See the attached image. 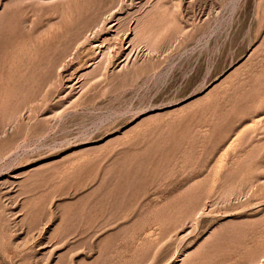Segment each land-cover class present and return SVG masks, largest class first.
I'll return each mask as SVG.
<instances>
[{"label":"rangeland","instance_id":"rangeland-1","mask_svg":"<svg viewBox=\"0 0 264 264\" xmlns=\"http://www.w3.org/2000/svg\"><path fill=\"white\" fill-rule=\"evenodd\" d=\"M0 264H264V0H0Z\"/></svg>","mask_w":264,"mask_h":264},{"label":"bare ground","instance_id":"bare-ground-1","mask_svg":"<svg viewBox=\"0 0 264 264\" xmlns=\"http://www.w3.org/2000/svg\"><path fill=\"white\" fill-rule=\"evenodd\" d=\"M116 2V1H115ZM113 4V3H112ZM99 6H100V4H99ZM101 7V6H100ZM110 7V6H109ZM102 8V7H101ZM114 9H116L115 8V6L114 7H111V8H109V9H105V11H102L100 14H95V16L96 15H98V16H96L95 17V19H94V17H93V21L91 20L90 22H88L86 25V27L85 28H83L84 29V31L81 33V35L79 36H76V37H74L75 39H73L72 41H73V44H72V42H71V44H69V45H73V47H71V48H75V45H77V44H79V42L81 43V39H83L87 34H89V32H94V33H97V32H104L105 30H107V26L110 24L111 26H110V28H116L115 29V32H114V38L117 40V39H119V38H122L123 36H126V38H128V35L126 34L127 33V29L128 28H123L122 26H124L123 25V23H124V18L123 17H118L116 14H113L114 12ZM68 13V12H67ZM65 14V13H64ZM75 14V13H74ZM72 15V14H71ZM149 15V14H148ZM82 17H83V15H81ZM80 16V17H81ZM127 16V15H126ZM66 17V16H65ZM79 17V16H78ZM150 17V16H149ZM114 18L116 19V21L114 22ZM147 18V17H146ZM76 20H77V18H75ZM79 19V18H78ZM140 19V18H139ZM144 19V18H143ZM68 20V19H67ZM73 20V19H72ZM145 21H146V19H144ZM80 21H81V19H80ZM143 20H142V18H141V20H137V24H136V27H134L135 29H134V35H133V37L134 38H131V40H129L130 41V43L132 42V44L134 43L135 44V39H139V41H143L144 42V40L145 41H148V44H149V41L152 43V41H154V36H157V35H155V34H152V31H150V29L147 27V29H149V30H147L145 27V29L147 30V31H145V30H143L144 28H141V27H143L142 26V24H143V22H142ZM150 21V20H149ZM71 22V21H70ZM73 22H75V21H73ZM78 23V22H77ZM148 22L146 21V23H144L143 25H145V24H147ZM81 24V23H80ZM82 24H84V23H82ZM81 24V25H82ZM70 29H71V27H70ZM130 30V29H129ZM159 30V29H158ZM70 31H72V29L70 30ZM110 31H112V30H110ZM79 32H81V31H79ZM106 32V31H105ZM130 32V31H129ZM128 32V33H129ZM70 33V32H69ZM90 33V34H91ZM73 34V33H72ZM71 34V35H72ZM77 33H75V35H76ZM98 34V33H97ZM103 34V33H102ZM122 34V35H121ZM93 35V34H92ZM154 35V36H153ZM91 36V35H90ZM98 36H99V34H98ZM70 37H72V36H70ZM87 37V36H86ZM97 37V36H96ZM100 37V36H99ZM159 36H157V38H158ZM69 38V37H68ZM67 38V39H68ZM102 38V37H101ZM105 39H106V37H104ZM85 39V38H84ZM83 39V40H84ZM114 39V40H115ZM141 39V40H140ZM110 40H111V38H110ZM136 40V42H138ZM68 41V40H67ZM97 41V40H96ZM123 42V41H122ZM158 42V41H157ZM89 43V42H88ZM103 43H105L106 44V42H103ZM111 43V42H110ZM111 45V44H110ZM155 45V44H154ZM153 44H152V46H154ZM158 45V44H157ZM54 46V45H53ZM99 46V45H98ZM103 46V45H102ZM52 47V46H51ZM94 47H97V46H95L94 45ZM100 47H101V45H100ZM99 47V48H100ZM112 47H113V45H112ZM150 47V46H149ZM155 47V46H154ZM69 48H70V46H69ZM76 48H78V47H76ZM126 48V47H125ZM151 48V47H150ZM158 49V48H157ZM66 50V49H65ZM68 50V49H67ZM78 50V49H77ZM100 50V49H99ZM152 50V49H151ZM70 51V50H69ZM70 52H72V50L70 51ZM70 52H69V54H70ZM73 53V52H72ZM103 53V52H102ZM125 53V52H124ZM66 54V53H65ZM68 54V55H69ZM55 56V55H54ZM66 57V56H65ZM68 57V56H67ZM66 57V58H67ZM66 60V59H65ZM99 63V62H98ZM97 65V64H96ZM97 69V68H96Z\"/></svg>","mask_w":264,"mask_h":264}]
</instances>
